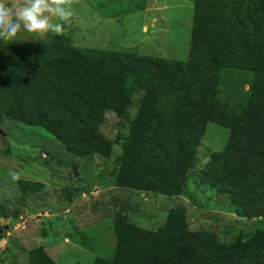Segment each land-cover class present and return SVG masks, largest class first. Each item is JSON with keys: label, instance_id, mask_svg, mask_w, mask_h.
<instances>
[{"label": "trees", "instance_id": "1", "mask_svg": "<svg viewBox=\"0 0 264 264\" xmlns=\"http://www.w3.org/2000/svg\"><path fill=\"white\" fill-rule=\"evenodd\" d=\"M223 69L254 75L240 110L218 99ZM138 90L144 94L119 143L116 185L201 206L189 179L206 125L215 122L230 129L229 139L198 187L226 195L241 217L264 219V0H195L187 61L131 50L87 56L54 33L38 41L0 39V131L11 119L43 128L78 156L107 157L113 141L99 132L106 113L129 106ZM22 186L37 194L43 184ZM116 233L112 259L92 264H264L262 232L225 244L212 232L190 231L182 208L157 230L118 213ZM25 264L56 263L40 250Z\"/></svg>", "mask_w": 264, "mask_h": 264}, {"label": "rangeland", "instance_id": "2", "mask_svg": "<svg viewBox=\"0 0 264 264\" xmlns=\"http://www.w3.org/2000/svg\"><path fill=\"white\" fill-rule=\"evenodd\" d=\"M4 2L20 5L24 0ZM194 4L195 0H76L64 35L87 56L98 49L131 50L187 61ZM17 39L40 40L23 31ZM253 76L250 71L223 69L218 99L240 110ZM143 94L138 90L129 106L108 109L99 129L113 141L107 157L78 156L39 126L5 120L0 131V264L28 263L40 250L56 264H92L96 257L111 260L118 213L143 229L157 230L182 208L190 231L212 232L225 244L264 234L263 218L241 217L226 195L198 187L200 173L229 139L230 129L215 122L206 125L190 173L189 186L201 206L185 196L116 185L119 143L129 134ZM12 172L20 174L19 180L12 179ZM23 181L43 187L37 194L25 193Z\"/></svg>", "mask_w": 264, "mask_h": 264}, {"label": "clouds", "instance_id": "3", "mask_svg": "<svg viewBox=\"0 0 264 264\" xmlns=\"http://www.w3.org/2000/svg\"><path fill=\"white\" fill-rule=\"evenodd\" d=\"M76 0H24L20 5H10L0 0V39L14 41L22 31L34 33L43 40L49 33L62 36L65 25L72 23ZM14 181L18 172L10 173Z\"/></svg>", "mask_w": 264, "mask_h": 264}]
</instances>
